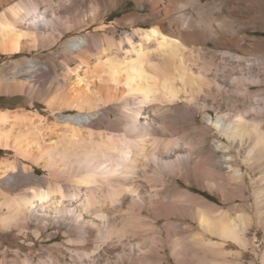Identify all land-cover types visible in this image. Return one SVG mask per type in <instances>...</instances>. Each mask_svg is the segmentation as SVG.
<instances>
[{
  "label": "bare ground",
  "instance_id": "6f19581e",
  "mask_svg": "<svg viewBox=\"0 0 264 264\" xmlns=\"http://www.w3.org/2000/svg\"><path fill=\"white\" fill-rule=\"evenodd\" d=\"M136 1L141 9L149 8L156 19L153 26L136 28L120 40L105 37L96 53L92 50L98 43L90 42L87 35L67 39L68 52L78 64L66 66V72L76 79L68 83L67 97L58 94L45 101L53 115L64 108L78 110L77 114L50 125L48 117L37 110L0 108V151L15 157L0 158V183L15 185L17 180L11 177L18 168L29 173L33 166L47 171L50 179L48 186L32 187L29 194L17 197L0 187V230L16 228L24 233L31 223L37 234L55 227L50 233L55 236L62 230L71 264H154L152 254L158 257L157 264H165L167 255L156 244L157 223L164 218L167 233L161 247H170L177 264H233L216 256L225 254L221 249L228 241L246 243L250 218L243 211L231 214L185 191L179 197L163 194L178 177L189 181L191 174L211 187L218 185L214 170L200 161L192 143L169 136L167 129L170 117L176 118L180 110L192 115L208 112L217 109L219 99L229 105L231 112L211 123L230 141L220 142L221 150L244 152L252 194L261 208L264 105L250 89L260 78L246 71L256 60L225 49L220 52V67L217 53L201 46L212 41L239 48L246 37L233 23L219 22L213 15L211 5L216 0ZM241 1L248 4L221 0V5L228 4L227 13L233 17L249 8V0ZM255 4L261 7L262 1ZM96 10L82 21H93ZM59 17L48 0H21L6 6L0 12V54L52 47L62 36L61 31L55 32ZM142 18L130 13L125 22ZM260 41L253 44L262 49ZM92 55L94 65L89 62ZM226 77L233 85L224 82ZM36 86L17 75L11 81L0 80L4 93H32ZM110 107L116 112L114 120L104 112ZM100 115L114 130L94 128ZM49 126L58 130V138L46 143ZM225 157L232 180L247 186L243 173L230 164L233 157ZM257 170L258 180L252 176ZM190 198L194 203L188 205ZM186 212L200 230L189 240L174 235L169 226L172 215ZM62 260L55 259V264H68Z\"/></svg>",
  "mask_w": 264,
  "mask_h": 264
},
{
  "label": "rangeland",
  "instance_id": "374dc122",
  "mask_svg": "<svg viewBox=\"0 0 264 264\" xmlns=\"http://www.w3.org/2000/svg\"><path fill=\"white\" fill-rule=\"evenodd\" d=\"M19 1L21 0H0V11L11 3L13 4ZM208 1L211 0H203V2ZM261 1L262 6L258 7L255 4L256 0H249L250 6L248 9H243L244 12H239V14L230 17L227 13V7L229 5L223 4L222 6L221 0H216L217 3L214 2L211 5L213 15L219 22L233 23L241 35L246 37L239 48L234 45L230 46V48L224 47L214 44L212 41H209L206 45L201 44V46L203 45L202 47L205 49L208 48L210 51L217 53V63H219L218 65L220 67L223 66L220 52L225 49L230 50L232 53L247 56L251 60H256L251 70L249 71L246 68V71L260 78L258 83L250 85V89L254 91L253 98L255 97L254 99H257V101L260 100L259 104L263 106L264 0ZM48 2L56 10L57 14L60 15L55 32L61 31L62 38L60 37L50 48L39 47L36 50L27 49L15 55L0 54L1 81H11L17 75L18 79L25 81L32 80L37 85V88H35L36 91L32 93L28 91L12 93L0 92V96L2 97L0 99V106H4L0 108L15 109L24 107L30 110H37L48 117V122L51 125L53 121L63 123L64 117H68L67 115L70 113H78V110L64 108L62 111L56 112L53 115V112L48 109L45 101L47 96L51 97L59 94L61 97H67L68 83L76 79L74 74H68L66 72V66L75 67L78 64L68 52L67 39L77 35H87L90 42L94 40L98 43L92 50L96 53L100 50V45L105 42V37L111 36L115 40H120L124 34L130 33L136 28L153 26L156 23V19L150 15L147 6L141 9L136 0H48ZM242 3L248 4V2H242L240 0V6ZM93 5L98 6L93 7ZM216 7H220L222 10L216 9ZM95 8L97 9L96 18L93 21H82L84 18H89L90 13ZM130 13L143 16V20L139 19V22L127 24L125 17ZM225 15L228 18H225ZM77 19L80 21L79 25L65 29L66 26L73 25ZM256 40H262L260 41L262 49H260V46L259 48L255 47L253 42ZM94 57L92 55L89 58V62L92 64H95ZM85 68H81L78 71L80 75H84L85 70L82 71V69ZM86 71L89 70L86 69ZM87 74L91 75V73ZM225 79L224 82L233 85L228 77ZM219 80L221 82L222 78L219 77ZM215 106H217V109L210 108L208 112L200 111L196 115H192L183 110L178 111L176 118L172 116L170 117L171 120L169 119L170 125H168L167 134L169 136L183 137L188 144L192 143V149L200 161L214 170L218 185L211 187L206 181L198 180L191 174L189 181L178 177L176 181L163 190V194L171 197H179L180 192L185 191L192 196L211 201L217 208L231 214L238 211L245 212L250 218L249 227L245 232L247 238L246 243L240 244L236 241H228L221 249L225 254H218L216 259L230 261L233 264H264V205L258 208L256 198L252 194L253 186L251 183V175H249L250 168L243 161L244 152L242 150L237 151L236 149L223 151L219 148L220 142L230 144V141L221 135L212 123L217 120L220 114L230 113L231 109L229 105L220 99L215 103ZM104 112H106L109 120L115 119L116 112L112 107L108 108V110L106 109ZM101 115L94 120V128L101 130V132L114 130L108 122L101 119ZM48 128L45 131L48 133L45 136L46 143L58 138L55 135L58 133V130L51 126ZM212 150H214V154L210 156ZM225 156L233 157L230 164L243 173V178L246 184H248L247 186L240 185L238 183L239 181L232 180L230 175L232 168L229 167ZM3 157L12 160L15 159L12 152L1 150L0 158ZM252 176L258 180L259 171H253ZM11 178L17 180L15 185L8 184L7 182L0 183V187L11 197L29 194L32 187H46L50 182L48 172L37 166H33L29 173H25L22 169L18 168ZM187 203L188 205L192 204L194 200L190 198ZM144 214L149 216V213L146 211ZM165 222L166 220L164 218L158 220V238L156 244L161 248L162 253L167 255L164 259L165 264H177L170 247L168 245L164 248L161 247V238L165 237L167 233L164 227ZM169 226L174 235L184 237L187 240L191 239L192 235L197 231H200L197 221L187 212L172 215ZM35 228V224L31 223L30 227L24 233H20L16 228L0 230L1 264H28V262H31V264H55V259H63L62 261L68 264L72 263L71 251L66 247L67 238L62 230H59L57 235L50 236V233L56 230L55 227H51L38 234L35 232ZM57 244L63 245L58 247ZM188 252L190 254L193 253L191 250ZM152 262L157 264L158 257L156 254H152Z\"/></svg>",
  "mask_w": 264,
  "mask_h": 264
},
{
  "label": "trees",
  "instance_id": "16d2710c",
  "mask_svg": "<svg viewBox=\"0 0 264 264\" xmlns=\"http://www.w3.org/2000/svg\"><path fill=\"white\" fill-rule=\"evenodd\" d=\"M2 97L0 96V99H1ZM0 107H4V106H0Z\"/></svg>",
  "mask_w": 264,
  "mask_h": 264
},
{
  "label": "crops",
  "instance_id": "0c3cea01",
  "mask_svg": "<svg viewBox=\"0 0 264 264\" xmlns=\"http://www.w3.org/2000/svg\"><path fill=\"white\" fill-rule=\"evenodd\" d=\"M4 8H5V7H4ZM4 8H3V10H4ZM3 10H1V11H3ZM1 11H0V12H1Z\"/></svg>",
  "mask_w": 264,
  "mask_h": 264
}]
</instances>
